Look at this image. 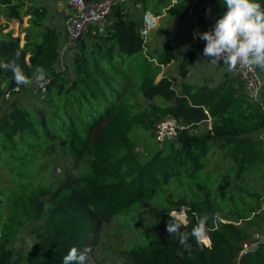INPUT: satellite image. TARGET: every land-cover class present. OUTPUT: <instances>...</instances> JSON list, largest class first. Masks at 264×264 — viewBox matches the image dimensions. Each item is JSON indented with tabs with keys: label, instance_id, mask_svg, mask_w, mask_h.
<instances>
[{
	"label": "trees",
	"instance_id": "trees-1",
	"mask_svg": "<svg viewBox=\"0 0 264 264\" xmlns=\"http://www.w3.org/2000/svg\"><path fill=\"white\" fill-rule=\"evenodd\" d=\"M147 9L159 20L192 16L209 30L227 6L223 0H115L103 29L89 24L77 36L69 64L59 27L69 12L46 23L47 7L38 0H0L7 20L28 15L23 42L0 24V62L19 52L32 79L17 85L0 68V264H63L72 247L97 243L107 217L138 212L142 204L150 218L147 241L125 250L127 264H264V238L242 251L252 227L264 221V104L232 71L217 82L188 78L200 57L193 27V40H174L157 22L144 44ZM37 67L44 69L42 80ZM169 115L178 121L176 136L141 156L130 138L133 126L154 135L155 124ZM216 152L222 159L208 166ZM52 153L69 155L82 169L56 185L35 180ZM206 169H215L214 177ZM181 208L188 220L181 231L209 217L210 247L190 237L189 252L167 233L168 212ZM33 218L44 219L31 231L33 243L14 253L16 235Z\"/></svg>",
	"mask_w": 264,
	"mask_h": 264
},
{
	"label": "rangeland",
	"instance_id": "rangeland-1",
	"mask_svg": "<svg viewBox=\"0 0 264 264\" xmlns=\"http://www.w3.org/2000/svg\"><path fill=\"white\" fill-rule=\"evenodd\" d=\"M38 2L47 7V16L44 19L46 23H55L59 16L63 17L66 13L70 12L66 0H38ZM204 15H206V13H204ZM27 17L28 15L23 16L22 21L20 22L15 19L7 20L2 14H0V24L5 25L3 28L4 31L11 30L13 35H20L21 42H23L24 27L28 24ZM190 18H192V16L169 17V15H163L161 20H159V17L157 16V22L158 24L159 22H162L161 25L164 29L165 37L174 36V40L178 38H190L193 40L194 38L192 39L188 32V26L196 27V30L199 33L208 31V29L203 23H198V21ZM59 27L64 29V24H59ZM194 40H196L195 48L199 50L200 57L190 64V74L188 78L194 82H199L205 76H211V82H217L221 79L222 73L228 69L222 64V61L221 63L213 64L209 60L210 57H205L203 55V48L205 47L206 41L201 40L200 38ZM74 47V44L63 45L61 50V54H65L63 58H65L66 62L69 64L71 63V55L75 49ZM23 99L27 100V97H23ZM130 138L135 143V147L141 156H146L149 153H152L162 144L155 140L153 133H151L149 129H146L139 124L134 125L131 129ZM221 159V153L218 155V152H216L215 155L210 156L208 166H217ZM81 169V163L74 162L69 155L52 153L48 156L47 162L44 166L40 167L38 172H36L34 179L56 185L64 179L67 172L77 174ZM208 169L205 171H208ZM205 171L204 173H207L209 179L214 177L216 172L215 169L208 172ZM2 173L6 177H9V174H6L5 171ZM204 175L207 176L206 174ZM4 183H6V181ZM146 209L147 205L142 204L140 205L138 212L123 211L117 215L107 217L102 222L97 243L90 248L89 264H127L125 250L132 245L138 243L141 244L145 239L147 241L144 233L146 234V231L150 226V218L148 217L147 212H145ZM171 211L177 210L170 209L169 212ZM43 220V218H33L20 228L15 237L13 248L14 253L25 251L30 248L34 240L31 231L34 227L41 225ZM232 221L239 222L236 217H232ZM260 223L261 225L257 228L252 227V247L256 246L257 242L264 238V229H262L264 228V221H261Z\"/></svg>",
	"mask_w": 264,
	"mask_h": 264
},
{
	"label": "clouds",
	"instance_id": "clouds-1",
	"mask_svg": "<svg viewBox=\"0 0 264 264\" xmlns=\"http://www.w3.org/2000/svg\"><path fill=\"white\" fill-rule=\"evenodd\" d=\"M227 11L220 16L212 29L203 33L196 32L201 40L206 41L203 55L210 57L213 64L221 63L231 71L240 68L264 69V6L258 0H223ZM19 52L11 60L0 62V68L11 71L13 80L17 85H30L32 79L25 74L18 63ZM36 78L42 80L44 69L37 67ZM48 205H45L47 209ZM187 210L168 212L169 219L166 230L169 235L178 237L179 243L186 251H191L189 238H194L198 245L211 246V238L207 222V215L198 219L196 226L190 232L181 231L187 228ZM91 249L83 251L72 247L63 257V264H89Z\"/></svg>",
	"mask_w": 264,
	"mask_h": 264
},
{
	"label": "built area",
	"instance_id": "built-area-1",
	"mask_svg": "<svg viewBox=\"0 0 264 264\" xmlns=\"http://www.w3.org/2000/svg\"><path fill=\"white\" fill-rule=\"evenodd\" d=\"M114 1L115 0H66L70 12L64 22V31L67 35L64 45L74 44L77 36L81 32L86 31L89 24H97L100 30L103 29L107 20V12ZM204 20L208 24L211 22L208 15H204ZM156 24L157 16L149 9L145 10L142 15V25L140 28L144 44L147 43L149 34ZM196 32V27H193L191 29V36L194 39H199L198 36L194 37V33ZM144 52L146 56L150 57L146 52V48ZM231 71L239 75L243 80L249 96L259 99L260 90L264 84V69L256 67H237ZM177 128L178 121L176 117L172 115L159 120L153 129L155 140L158 141V143H162L165 140L173 139L176 136ZM252 244V241L246 242L242 251L248 249Z\"/></svg>",
	"mask_w": 264,
	"mask_h": 264
},
{
	"label": "crops",
	"instance_id": "crops-1",
	"mask_svg": "<svg viewBox=\"0 0 264 264\" xmlns=\"http://www.w3.org/2000/svg\"><path fill=\"white\" fill-rule=\"evenodd\" d=\"M213 26L214 25H210L209 26V30L212 29ZM259 95H260L259 99H261L262 103L264 104V84H263V86H262V88L260 90V94Z\"/></svg>",
	"mask_w": 264,
	"mask_h": 264
}]
</instances>
